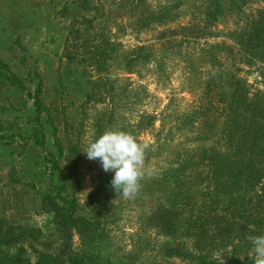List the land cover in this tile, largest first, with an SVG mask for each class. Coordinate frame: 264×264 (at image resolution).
I'll return each instance as SVG.
<instances>
[{"label": "rangeland", "instance_id": "rangeland-1", "mask_svg": "<svg viewBox=\"0 0 264 264\" xmlns=\"http://www.w3.org/2000/svg\"><path fill=\"white\" fill-rule=\"evenodd\" d=\"M211 12L212 20L205 14ZM259 20L264 0H0V61L41 84L38 96L51 116L40 119L49 132L57 128L61 176L76 214L99 229L101 256L93 264H196L219 255L254 262L246 237L264 235L256 207L264 178L184 169L188 157L179 145L198 126L218 134L233 89L240 114L264 108V60L244 49ZM94 48L109 55L100 67L89 54ZM132 54L142 61L129 71ZM31 117L30 98L0 87V135L8 126L23 133ZM106 130L147 145L152 175L135 198L117 195L114 172L83 153ZM20 142L0 148V239H11L0 243V256L19 254L11 264H33L62 259L65 248L81 252L88 236L80 228L65 232L43 207V184L29 175L43 181L47 165ZM160 212L175 232L161 231ZM170 247L182 259L163 257Z\"/></svg>", "mask_w": 264, "mask_h": 264}, {"label": "trees", "instance_id": "trees-1", "mask_svg": "<svg viewBox=\"0 0 264 264\" xmlns=\"http://www.w3.org/2000/svg\"><path fill=\"white\" fill-rule=\"evenodd\" d=\"M205 14L207 19L212 20L215 17L212 12ZM253 24L255 25L252 26L247 39L244 41L246 43L244 49L249 50L251 53L256 52L264 60V23L263 20H259L258 23ZM89 54L91 58H94L97 67L102 66L106 60H109L108 53H104L103 50L100 51L97 48H94V51ZM227 54L228 52H226ZM129 57L126 69L130 71L137 62L142 60L141 56L138 55L134 56L132 54ZM208 59H211V57H208ZM28 84H32L31 89ZM38 84L40 82L35 83L30 73L20 78L15 76L7 65L0 61V87H11L19 95L31 99V121L33 123L23 133L18 132L17 129L11 130L12 126L5 127L3 130H9L10 133L0 135V148L11 145L17 139L18 142H23L22 146H28L42 156L45 165H47L45 179L42 181L39 174H31L29 178L33 182H42L43 184L45 190L44 195L41 197L43 207L52 214V218L55 219L57 226H60L62 230L68 232L74 228H80L88 236V241L81 252L77 250L73 252L71 249L65 248L61 250L62 259H59V255L53 258L45 256L33 264H93L101 256L98 245L99 229L93 222L87 221L76 214L77 201L73 195L68 193L67 181L61 176L59 162L64 158V153L61 141L56 136L57 128H52L53 133L49 132L40 119L41 116H44L45 120L48 119L51 112L45 109L38 96L40 92ZM239 101L236 90L233 89L229 102H225V115L219 126L218 134L209 127L198 126L195 134L193 131L190 142L179 145V154L188 157L189 163H184V169L190 165L218 175H223L224 172H227V174L235 172V175L247 174V176L264 178V176H261L264 175V108L259 109L253 106L250 110L247 109L248 111H243L240 114L236 105L239 104ZM47 132L51 143L48 141ZM195 161L199 162L195 163ZM260 189L261 192L257 196L256 203L258 205L256 207L261 209L264 215V187ZM261 203L262 206H259ZM158 217L160 229L164 234L175 232L173 220L167 214L160 212ZM7 231H9V227ZM9 242H11V239H0V243L3 245ZM18 255H15V258L5 257L6 255L2 253L0 259L11 258L9 262L6 261L11 264L17 261ZM163 257L182 259V253L176 247H170L163 251ZM25 264L27 263L25 262ZM196 264H221V261H209L200 258ZM224 264L240 263L233 262L230 259ZM251 264H254V262Z\"/></svg>", "mask_w": 264, "mask_h": 264}, {"label": "clouds", "instance_id": "clouds-1", "mask_svg": "<svg viewBox=\"0 0 264 264\" xmlns=\"http://www.w3.org/2000/svg\"><path fill=\"white\" fill-rule=\"evenodd\" d=\"M146 150L147 145L131 133L106 130L83 153L90 161L98 160L105 173L114 172L111 187L120 197L132 199L139 193L145 175H152L151 170L145 169ZM246 239L252 245L250 255L254 256V264H264V235H249ZM221 257L218 259L224 264Z\"/></svg>", "mask_w": 264, "mask_h": 264}]
</instances>
